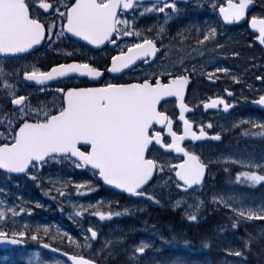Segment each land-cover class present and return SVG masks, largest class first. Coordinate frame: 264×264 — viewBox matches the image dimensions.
I'll use <instances>...</instances> for the list:
<instances>
[{
    "label": "snow or ice",
    "instance_id": "obj_1",
    "mask_svg": "<svg viewBox=\"0 0 264 264\" xmlns=\"http://www.w3.org/2000/svg\"><path fill=\"white\" fill-rule=\"evenodd\" d=\"M248 3L249 0H239L238 3L227 0L226 5H220L219 11L225 21H239ZM37 4L39 7H36ZM136 7H142L138 4V0L137 2L134 0H0V53L24 52L33 45L39 44L46 35H54L60 39L70 38L67 36L70 33L73 37H78L92 45H100L104 41L116 43V37L130 36L133 32L140 37L139 28L127 27L133 21L121 18L125 10ZM41 9L51 11L41 12ZM166 9H171V12ZM179 11L176 0H157L154 4L142 7L140 14L163 13L164 21L167 22ZM48 15H52V20L46 19ZM57 19L60 21L58 31L55 30ZM251 26L258 29L257 39L264 44V18L258 19L253 16ZM163 31L164 25L161 24L156 35ZM215 34L216 29L209 27L196 43L203 44ZM127 47V52L121 50L118 56H112V65L109 69L111 72H118L138 57H148L157 51L155 40L149 37L130 42ZM216 71H226V69L218 68ZM85 72L89 76L100 75V69L76 61L54 65L49 71H38L34 68L33 71H25L24 75L28 80H36L40 83L54 77L65 76L67 73ZM232 79L235 80L237 77L233 76ZM188 80V75L168 72L166 79H161V74L154 73L141 82L105 83L99 87L85 88L70 87L66 91L60 89L63 95L55 111L43 106L33 108L27 103L25 96L15 94L12 85L4 80L0 86L8 89L7 95L11 98V103L18 107L11 113L5 112L0 115V123L6 121L4 131H0V137H3V142H0V169L17 173L27 170L31 173L33 169L49 160L76 157L77 167L91 166L94 174H98L108 185H114L136 196H147L158 203L156 197L148 192L146 187H142L146 186L154 172L163 171L167 167L175 172L178 178L177 186L185 188L198 184L205 171V164L200 157L181 143L186 136L196 139L198 135H208L202 128L199 133L193 132L189 120L185 118V110L189 105L184 101V89ZM172 96L179 105V118L184 124L183 132L174 130L172 117L158 108L162 97ZM209 103L214 107L217 103H223V100L222 97L217 96L214 100L205 102L204 106L207 108ZM258 103L264 105V94L258 97ZM224 107L228 108L229 105L224 103ZM156 125H164L165 128L156 130ZM253 127H256L255 123ZM260 128L264 130V124H261ZM163 131L170 135V142L167 138H162ZM256 134L258 133H253ZM216 135L218 137L219 133ZM80 142H83L82 146L85 149L83 151L81 146H78ZM158 145L163 149L182 153L183 156L173 158L177 162L171 164L168 159L153 154L154 151H160ZM162 156H170V153L164 152ZM241 176L253 183L264 181V175L256 171L240 172L237 174V179ZM33 178L35 179V176ZM87 183L89 181L77 183V192H81L82 184ZM56 190L61 196L64 195L63 187H57ZM83 190L91 191V188ZM217 199L232 208L237 217L246 220L264 219V205L257 208L233 207L222 197L213 195V200ZM25 211L30 213L32 209L19 208V212ZM83 211L84 209L81 208L76 214L79 215ZM8 213L15 217L18 214L17 208L9 207L5 201L0 200V221L7 219ZM116 214L112 211L95 212V215L101 219ZM188 219L196 220L197 217L193 214L189 215ZM236 226L237 221L233 219L232 227ZM41 228L44 235L49 234L47 224L37 226L30 232L12 229L9 233L0 228V242L22 244L24 241L19 238L30 235L31 239L40 240L44 248L52 247L50 244H44L40 239ZM86 231L91 233V236L85 234L84 247L89 246L90 239L97 237V232L93 228L89 227ZM69 240L77 248L81 247V244L72 240L71 236ZM110 243L111 241H106L105 247ZM249 243L245 240L244 246L247 247ZM148 246L141 241L139 245L134 246L131 255L135 257L136 253H144ZM226 251L234 252L236 256L243 254L240 248L226 249ZM63 254L70 255L68 252ZM70 259L73 264H96V261L79 254H72ZM30 264H48V261L37 251L34 258H30Z\"/></svg>",
    "mask_w": 264,
    "mask_h": 264
},
{
    "label": "rangeland",
    "instance_id": "obj_2",
    "mask_svg": "<svg viewBox=\"0 0 264 264\" xmlns=\"http://www.w3.org/2000/svg\"><path fill=\"white\" fill-rule=\"evenodd\" d=\"M223 0H195L188 6H179V13L172 15V18L167 22L164 21L163 13L156 12H144L142 7H147V4H140L142 7H136L133 9L131 14L123 15L122 19L133 21L131 25L127 27L139 28L140 37H137L136 33L133 32L130 36H120L121 43L114 50V52H120L127 48L130 42H136L144 37H152L154 39L163 40L167 38L169 41H165L164 52L158 59V61L152 66L146 69L140 70L137 76H145L158 72L161 75H166L168 72H173L177 68H187L189 64L193 66H207L210 65V61L215 59L214 56L204 57L207 53H213L212 50L215 47H207L203 49L189 48L185 44H176L178 37L179 21L185 16H200L208 15L213 16L217 9V3ZM210 4L212 6L210 11H205L204 4ZM62 10V9H61ZM171 12V9H166ZM185 14V15H184ZM52 17V15H50ZM53 18V17H52ZM52 20V19H47ZM164 25V31L159 32V26ZM121 27H126L121 25ZM55 30H60V21L57 19ZM173 41V42H172ZM113 50H105L100 53H93L90 50L82 47L81 45L70 41L68 38L61 37L57 39L56 36H48L46 46L41 49L38 53L24 57L21 59L14 60H0V85L3 84L4 80H7L12 85V91L17 95H23L26 97L27 103L33 108L45 107L50 111H55L61 103V97L59 95L60 89L79 86L81 82L76 80H69L61 82L47 89H34L27 87L22 82V76L25 71H48L49 67L54 65L66 63L70 61H76L80 63H87L92 67L106 71L107 66L111 57L114 55ZM244 77H248L247 73H244ZM112 79L107 78L105 83H111ZM8 89L0 86V115L3 113H11L15 109L11 107V98L7 95ZM27 112L28 109L26 108ZM6 123V121L4 122ZM4 123H0V131H4ZM18 126V125H16ZM261 138L259 145L248 144L243 146L241 152L238 154L233 153L232 155L222 154L220 155L215 163L223 165V163L231 162L237 164L241 168H248V171H256L260 175H264V139ZM3 142V137H0ZM262 160H259V159ZM259 160V161H258ZM219 161V162H218ZM242 161L243 163H239ZM259 165V167H256ZM165 171L169 169L164 168ZM218 172L212 170L209 176L208 184L205 188L200 191H194L189 194L178 193L173 187L171 182L172 177L164 176L163 180L156 182L152 187L153 192L156 195L158 203L155 201H124L118 197L108 195L105 192H99L95 195L91 194L93 189L91 188V180H87V175L82 174L76 168V165L68 159H57L49 160L47 163L38 166L33 169L31 173L25 178L19 180H13L9 177H0V200L5 201L9 207L17 208V215L12 216L11 213L7 214V219L0 221V228L5 231L11 232L12 229L24 230L30 232L37 226L47 224L49 226V234L44 235L41 228L40 239L51 244L64 246L69 250H73L76 254L87 255L90 259H97L104 254L105 250H109L115 253L118 257L123 259L124 263L129 262L127 257L132 258L131 240L134 241V246H137L143 241L149 246L146 249H154L155 252H162L161 249L156 248L158 243H163V239L157 241V231L154 230L155 223L158 217L161 215H167L170 219L178 216L188 217L189 215L198 211L202 206H207L208 217V229L211 227V222L219 227L214 229L212 232L213 239L209 242V249L214 252V256H219L220 253H226L224 250H220L224 243L226 245H235L236 248H240L233 241H226V238L232 231H242L244 237L247 240H256V246L264 249V219L253 218L246 220L242 217H237L236 213L232 211V208L226 206L225 203H221L219 199L213 200V195L222 197L227 204H231L233 207H253L264 205V181H257L255 183L248 181L246 177L235 181L233 186H223L218 182ZM35 176V179L33 178ZM83 181H89L87 184H82L81 192H77L76 184ZM57 187H63L64 195L61 196L56 190ZM91 188V191H84L83 189ZM158 193V194H157ZM44 195V200L37 201V197ZM34 199V203L32 200ZM157 205L163 213L157 214L153 212V221L147 224V229L139 227V225L146 223V220L136 219L130 216L129 211L136 210L138 212L148 211L151 212L150 205ZM198 206V207H197ZM24 207L25 209L31 208L32 211L29 213L19 212V208ZM83 208L84 211L80 212ZM120 209L123 214L130 219H126L124 227L126 233L131 235L133 230L130 228L136 226L138 229L145 231V238L142 240L140 236L135 235L128 237L124 234L117 235V240L111 242L105 247L106 241H112V230H119L120 217L114 215L110 217L111 224L108 225V217L101 219L95 215L96 211H112ZM126 209V211H125ZM209 212L210 215L209 216ZM170 213V214H169ZM157 215V216H156ZM217 215V217H216ZM233 219H240V227L233 228ZM171 220V219H170ZM140 222L136 224L135 222ZM167 229L171 227V223L167 220ZM84 224L93 227L97 232V241L95 243L89 240V246L84 247L85 234L88 236L86 227ZM219 230L217 233L216 230ZM229 231V232H228ZM252 232L250 234L249 232ZM168 232V231H166ZM218 234V235H217ZM152 235L154 236L152 238ZM69 236L72 240L78 241L81 247L77 248L76 245L69 240ZM150 237L153 240L149 241L147 238ZM171 236V235H170ZM174 237V236H172ZM24 239L26 243L31 244L30 248L20 250L11 255H0V264H21L22 260L24 264H30V258H34L35 253L39 251L42 256L48 261V264H62V262L54 259L47 258L40 248L32 247V244H36L40 240L31 239L30 235L20 237ZM148 240V241H147ZM130 244V245H129ZM127 245V246H126ZM38 246V245H36ZM145 249V250H146ZM155 254L139 258L140 261L146 264H152L155 262ZM125 256V258L123 257ZM127 256V257H126ZM225 258V255H221ZM234 257H238L234 254ZM171 258H164L163 263L159 264H183L181 261H172ZM204 260V261H203ZM212 260L210 256H204L197 259L194 264H208ZM257 261L256 256H252L246 260L245 264H255ZM120 261V263H123ZM220 262V261H219ZM219 264V263H218ZM220 264H226L225 261H221Z\"/></svg>",
    "mask_w": 264,
    "mask_h": 264
},
{
    "label": "flooded vegetation",
    "instance_id": "obj_3",
    "mask_svg": "<svg viewBox=\"0 0 264 264\" xmlns=\"http://www.w3.org/2000/svg\"><path fill=\"white\" fill-rule=\"evenodd\" d=\"M256 5L258 6L257 9L264 8V1L256 2ZM212 27L216 29L214 37L219 36L220 29L217 28V25ZM224 29H233L235 37L229 39L226 46L223 47V55L243 58L245 60L232 62L230 65V75L223 74L220 71L216 72L211 78L205 74L198 78L191 74H185L189 76V90L186 98V103L190 108L188 120L193 124L196 133H199L202 128L208 135H198L199 139L203 138V142H186L183 146L200 156H202V153L205 155L204 152L199 150L201 149L200 146H203L202 150H208V152L219 151L221 147L225 150L226 148L238 149L242 146L244 109L251 116L258 114L254 109L245 108V104L251 103L259 97L246 98L244 96V90L245 88L248 90V87H250L249 89L256 87L264 89V47H260L256 38L249 35L246 25L242 27H225ZM222 40L224 39H219V41ZM257 57H262V61L258 60ZM244 73H247L248 76L261 77V81L258 82L256 80V82H252L250 80L247 87H245ZM233 76L237 77V79L233 80ZM217 96L222 97L223 103H217L214 108L205 110L203 108L205 102H210ZM224 103H227L233 108L229 112L224 113ZM166 114L172 117L173 129L181 132V126L177 122V112L174 105H172V112ZM156 130H158L157 127ZM217 133H219L218 137L216 135ZM210 136H215L218 140H213ZM162 138H167L168 142H170V139L165 136L164 131L162 132ZM157 147L160 148L159 145ZM162 153L164 152L160 148L159 152L154 151L153 154L163 159L175 158L171 154L170 156L163 157ZM173 160L176 161V159ZM80 168L84 170V167Z\"/></svg>",
    "mask_w": 264,
    "mask_h": 264
},
{
    "label": "water",
    "instance_id": "obj_4",
    "mask_svg": "<svg viewBox=\"0 0 264 264\" xmlns=\"http://www.w3.org/2000/svg\"><path fill=\"white\" fill-rule=\"evenodd\" d=\"M136 1H137V0H134V2H136ZM43 10H44V9H43ZM45 11H46V10H45ZM128 11H130V9H129V10H125V12H128ZM246 11H247V9H245V13H246ZM245 13H244V14H245ZM222 17H223V15H222ZM223 19H224V18H223ZM243 20H244V15L241 17L240 21H243ZM68 36H70L71 38L76 39V40L82 42V43L85 44V45H88L89 47H91V48H93V49H99V48H102V47H104V46L108 43V41H104V43H102V44H100V45H92V44H90L89 42L84 41V40H82V39H80V38H78V37H73L70 33L68 34ZM43 41H44V39H42V40L40 41L39 44L33 45L32 48H30V49H26L24 52H19V53H0V57L22 56V55H24V54H27V53H30V52H32V51L37 50V49L40 47V45L43 43ZM149 57H150V56H148V57H138L137 59L133 60L132 63L127 64L124 68H121L118 72H111V71L109 70V74L112 75V76L121 75L122 73H124V72L130 70V69H131L132 67H134L137 63H139L140 61H142V59H146V58H149ZM152 58H153V57H152ZM150 59H151V57H150ZM151 60H152V59H151ZM71 76H77V77H79V78H87L89 81H91V82H93V83H97V82H99V81L101 80V74H100L99 76H89V75H87V73L85 72V73H67L65 76H62V77H54V78L51 79V80H45V81H42V82H40V83H38L36 80H28L27 77L24 76V81H25V83H27V84H29V85H32V86L43 87V86H47V85H49V84H51V83H53V82H55V81L61 80V79L66 78V77H71ZM184 91H185V89H184ZM172 98H174V96H172V97H162V98H161V101L158 103V105H159L161 102H163V101H165V100L172 99ZM14 106H15V105H14ZM15 107H18V106H15ZM80 143H81V142H80ZM72 158H74L75 160L78 159V158H76V157H72ZM90 167H91V166H90ZM0 170L5 171V172H8L7 170H4V169H0ZM8 173L13 174V175H21V174H23L24 172H22V173L8 172ZM99 179L102 181V183H103L107 188L112 189V190H115L116 192H120V193H124V194H128V195H130V193L126 192L125 190H121V189H119V188H116L114 185H108L107 183L104 182L103 178L99 177ZM202 179H203V176H202V178H201V180H200V182H199L198 184H193V185H190L189 187H193V186H195V185H199V184H201ZM146 184H147V183H146ZM142 187H144V186H142ZM22 245H23V244H11V243H8V242H0V248H1V249H8V248H13V247H16V246H22ZM43 248H44V247H43ZM44 249H45V250H49V251H52V252H56V253H58L57 251H54V250L51 249V248H44ZM58 254H60V255L63 256L64 258L68 259L69 262H70L71 264H73V262H72L71 259H70V256H65V255L62 254V253H58Z\"/></svg>",
    "mask_w": 264,
    "mask_h": 264
},
{
    "label": "trees",
    "instance_id": "obj_5",
    "mask_svg": "<svg viewBox=\"0 0 264 264\" xmlns=\"http://www.w3.org/2000/svg\"><path fill=\"white\" fill-rule=\"evenodd\" d=\"M191 232V234H190ZM189 230L186 232V240L184 241L186 244L184 248H182L181 250V255L186 259V260H193L194 256L196 255L194 253L193 248L195 247V243H196V248L200 249L202 248L201 245H199V241L203 240L205 241V236L204 233H206L204 230H202V228L198 229L196 227L195 230ZM188 240V241H187ZM192 241V242H191ZM183 242V241H182ZM193 244V246H191ZM249 249V248H248ZM203 253H200V255ZM261 260V259H260ZM114 261V260H113ZM106 264V263H105ZM108 264V263H107Z\"/></svg>",
    "mask_w": 264,
    "mask_h": 264
},
{
    "label": "bare ground",
    "instance_id": "obj_6",
    "mask_svg": "<svg viewBox=\"0 0 264 264\" xmlns=\"http://www.w3.org/2000/svg\"><path fill=\"white\" fill-rule=\"evenodd\" d=\"M188 241V240H187ZM192 242V241H191ZM130 245V244H129ZM127 246V245H126ZM207 257V256H206ZM204 261V260H203ZM207 264V263H206Z\"/></svg>",
    "mask_w": 264,
    "mask_h": 264
}]
</instances>
